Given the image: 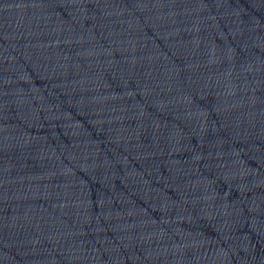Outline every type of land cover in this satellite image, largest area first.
<instances>
[{
    "label": "water",
    "instance_id": "obj_1",
    "mask_svg": "<svg viewBox=\"0 0 264 264\" xmlns=\"http://www.w3.org/2000/svg\"><path fill=\"white\" fill-rule=\"evenodd\" d=\"M0 264H264V0H0Z\"/></svg>",
    "mask_w": 264,
    "mask_h": 264
}]
</instances>
